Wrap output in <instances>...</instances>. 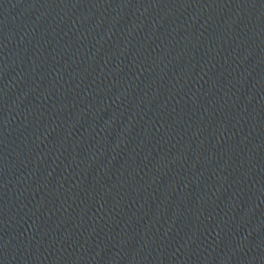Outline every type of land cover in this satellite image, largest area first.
Segmentation results:
<instances>
[{"label":"water","instance_id":"obj_1","mask_svg":"<svg viewBox=\"0 0 264 264\" xmlns=\"http://www.w3.org/2000/svg\"><path fill=\"white\" fill-rule=\"evenodd\" d=\"M0 264H264V0H0Z\"/></svg>","mask_w":264,"mask_h":264}]
</instances>
